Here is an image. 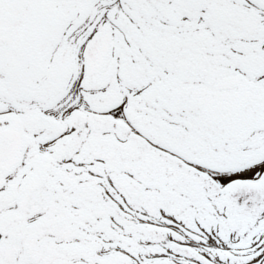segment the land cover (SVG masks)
<instances>
[{"label":"snow or ice","instance_id":"snow-or-ice-1","mask_svg":"<svg viewBox=\"0 0 264 264\" xmlns=\"http://www.w3.org/2000/svg\"><path fill=\"white\" fill-rule=\"evenodd\" d=\"M0 264H264V0H0Z\"/></svg>","mask_w":264,"mask_h":264}]
</instances>
